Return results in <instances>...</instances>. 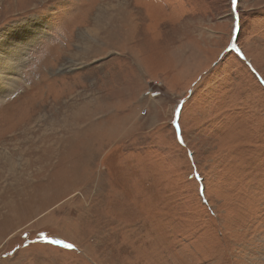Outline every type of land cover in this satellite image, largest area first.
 <instances>
[{
    "label": "rangeland",
    "instance_id": "obj_1",
    "mask_svg": "<svg viewBox=\"0 0 264 264\" xmlns=\"http://www.w3.org/2000/svg\"><path fill=\"white\" fill-rule=\"evenodd\" d=\"M33 18L0 264H264V0H0Z\"/></svg>",
    "mask_w": 264,
    "mask_h": 264
},
{
    "label": "bare ground",
    "instance_id": "obj_2",
    "mask_svg": "<svg viewBox=\"0 0 264 264\" xmlns=\"http://www.w3.org/2000/svg\"><path fill=\"white\" fill-rule=\"evenodd\" d=\"M40 19L33 18L28 26L15 24L0 35V101L18 87L22 74L19 65L26 58L28 46L36 38H44V23Z\"/></svg>",
    "mask_w": 264,
    "mask_h": 264
},
{
    "label": "snow or ice",
    "instance_id": "obj_3",
    "mask_svg": "<svg viewBox=\"0 0 264 264\" xmlns=\"http://www.w3.org/2000/svg\"><path fill=\"white\" fill-rule=\"evenodd\" d=\"M235 2H236V0H233V3H235ZM56 243H59V241H56ZM64 247H66V248H73V245L66 244V245H64Z\"/></svg>",
    "mask_w": 264,
    "mask_h": 264
}]
</instances>
